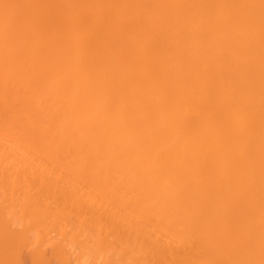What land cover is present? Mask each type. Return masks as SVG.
<instances>
[{
  "label": "bare ground",
  "instance_id": "6f19581e",
  "mask_svg": "<svg viewBox=\"0 0 264 264\" xmlns=\"http://www.w3.org/2000/svg\"><path fill=\"white\" fill-rule=\"evenodd\" d=\"M25 258L264 264V0H0V264Z\"/></svg>",
  "mask_w": 264,
  "mask_h": 264
},
{
  "label": "rangeland",
  "instance_id": "374dc122",
  "mask_svg": "<svg viewBox=\"0 0 264 264\" xmlns=\"http://www.w3.org/2000/svg\"><path fill=\"white\" fill-rule=\"evenodd\" d=\"M84 35H85V36H84ZM77 37H78V39H77ZM77 37H75V39H74L75 41L83 40L84 37H86V34H84L83 31H82L81 33H79V35H78ZM51 235H52V236H51ZM51 235H50L51 237H53V235L55 236V235H56V232H54V231H53V233L51 232ZM45 246H46V247H45ZM43 248H46L47 253L49 252L48 254L50 255L51 247H50L49 245H48V246H47V245H43ZM130 248H131V247H129V248L127 247V249L125 248V250H128V251H129ZM27 249H28V248H27ZM27 249L24 250V251H26V253L24 252V253H25V254H24L25 256L28 255L27 252L29 253V251H28L29 249H28V250H27ZM49 250H50V251H49ZM130 250H131V249H130ZM123 251H124V249L122 250V252H123ZM134 251H135V249L133 250V252H134ZM125 252H126V251H125ZM131 252H132V251H130V254H131ZM51 253H52V252H51ZM126 253H127V252H126ZM128 255H129V252H128ZM128 255H127V256H128ZM125 256H126V255H125ZM26 258H27V257H26ZM26 258L24 259L25 264H27V262H26L27 259H26ZM120 258H122V260H123L124 262H125L126 260H129V261H130V259H127V257H126V258L124 257L125 259H123V256H121ZM120 260H121V259L118 258V261H117V262L123 264V262H121ZM27 261L29 262V258H28ZM111 261H112V260H111ZM111 261H109L108 263H109V264H113V263H111ZM129 261H128V263H129ZM133 261L138 262V264H142V262L139 263V260H133ZM112 262H113V261H112ZM114 262H115V260H114ZM131 262H132V261H131ZM91 263H93V264H97V262H94V261H93V262H90V264H91ZM98 263H99V262H98ZM115 263H116V262H115ZM54 264H57V263H54ZM124 264H125V263H124ZM134 264H136V263L134 262Z\"/></svg>",
  "mask_w": 264,
  "mask_h": 264
}]
</instances>
